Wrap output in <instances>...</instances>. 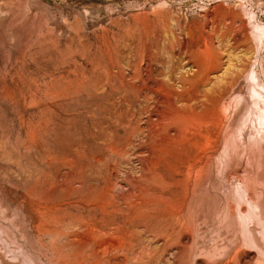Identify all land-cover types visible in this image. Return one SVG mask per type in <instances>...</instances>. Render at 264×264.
<instances>
[{
  "label": "rangeland",
  "instance_id": "1",
  "mask_svg": "<svg viewBox=\"0 0 264 264\" xmlns=\"http://www.w3.org/2000/svg\"><path fill=\"white\" fill-rule=\"evenodd\" d=\"M217 96L223 148L204 205L194 191L177 224L162 204H139V217L122 199L141 200L140 177L153 195L157 178H183L171 146L155 169L148 161L166 137L153 114ZM263 100L264 0H0V264H54L46 232L71 220L105 230L100 240L118 228L139 264H264Z\"/></svg>",
  "mask_w": 264,
  "mask_h": 264
},
{
  "label": "bare ground",
  "instance_id": "2",
  "mask_svg": "<svg viewBox=\"0 0 264 264\" xmlns=\"http://www.w3.org/2000/svg\"><path fill=\"white\" fill-rule=\"evenodd\" d=\"M251 73L253 74L251 77H250V75L247 76V82L249 83V84L247 83V85H249V89H250L251 93L253 94L254 92H257V86H258V84H261V83H260V80H259L257 74L253 71ZM260 90H261V88H260ZM250 91H248V92H250ZM219 97H221V96H217L216 98L213 99V101L210 105H208V106L205 105V107L201 108L200 110H198L196 108L192 111H187V113H182L181 108L179 109L178 108L179 106L175 107L176 105H173V103L171 102L172 103L171 105L173 106V108H175V112H172V111L169 112L166 109L165 110L162 109V110H157L153 114L154 118H157L159 121L164 122L163 123L164 125L160 126V127H162L164 129V131H165L164 133H165L166 137H161L162 139L159 140L160 145H158L160 147L155 151L154 157H150L149 158L150 160H148V161H151V162L153 161V167L155 169V165L158 166L157 164L165 161V159H166L165 155H167V154H169V156L172 155L171 154L172 151H169L166 148V146H171L173 150H175L176 152H180L179 155H181V158H182L180 164L179 165L176 164L177 166L175 165L177 170L173 169V171H175V175H180L183 178H181V180L178 181V185L173 186V185H167L169 183L163 182L162 177L159 176L160 178L159 179L157 178L156 180H158L159 183L162 184V186H160V184H157V186L158 185L160 186L159 188H160L161 192L158 195H153V194H149L148 191L146 190V188L141 184L140 181L143 178L140 177L139 180L137 181V183H135V184L138 186L140 194H137V195H139V197H141V200L138 202H132L130 204V203H126V200L122 199L123 204L125 203V205H129L131 208L133 207L132 209L134 210V212L137 215H140L142 213V210H143L139 207V204H142L143 206H146L149 204L153 205V206L157 205V204H162V210H160L161 213L163 215H166L170 219L171 218L174 220L176 219L175 224L180 222L181 215L183 214L184 208H186L188 200L192 197V195H194V191L197 192L198 195H196V196H198V198H200L202 204L204 205V202L206 201L208 185H210V184H208L209 182H208V176H207L208 175V169L209 170L211 169V168H209V165L211 164L210 160H211V157L214 156V154H216V152L219 150L220 146L222 147L221 135H222L223 127H224V122H223V118H222V114H221V109L219 108V106H220L219 105ZM242 97L243 96H239V102L240 103H242L243 99H246V101H247V99H248L247 97L246 98L245 97L242 98ZM167 98H170V97H167ZM254 98H255V96H254ZM171 100H173V99H171ZM167 101H168V99H167ZM161 107H163V106H161ZM184 109H187V108H184ZM225 112H223V113H225ZM227 112H229V111H227ZM258 113H261V112H258ZM226 114L227 113H225V115ZM250 116H253L251 110L247 111L244 122L246 120H248ZM259 118H261V119L264 118V115H260ZM231 120H233V119H231ZM153 121H154V119H153ZM154 122H156V120ZM157 125H155V126H157ZM246 126H247V124H246ZM154 130H156V129H154ZM160 131H162V129L161 130L159 129L157 132L155 131L154 135H157V133ZM236 135H237V133H236ZM161 136H162V134H161ZM239 137H241V136H239ZM242 140H243V138H242ZM237 141H238V138H237ZM237 141H236V143H237ZM240 142H243V141H240ZM236 147L238 148V145H236ZM173 153H175V152H173ZM232 153H233L232 156L234 158L235 157L234 155H237V154H234V152H232ZM239 157H241V156H239ZM235 159H233V160L235 161ZM226 160H229V159H226ZM246 162H248V161H246ZM165 163H167V162H165ZM220 165H221V163H220ZM231 165H232V163H231ZM245 165L248 166L249 164L248 165L245 164ZM223 166H225V165H223ZM170 167H172V166H170ZM211 167H213V166H211ZM219 167H221V166H219ZM151 168L152 167H150V169ZM212 172H213V170H212ZM229 174H230V172H229ZM231 175H229V176H231ZM237 175L238 174H236V176ZM210 176H212V175H210ZM246 176H248V175H246ZM223 178H225V177H223ZM223 178H222V180H223ZM233 179H231V181ZM156 180H155V182H156ZM222 180H221V182H222ZM241 181H243V180H241ZM155 182H154V184L156 185L157 182L156 183ZM144 183H146V182H144ZM241 185H243V184H241ZM178 186L180 187V190L182 192L181 193L182 200L179 202L177 199L173 198V197H176V195H177L176 191L178 190ZM249 186H250L249 184L247 185L244 183V188H245L246 192L248 193V198H247L248 204L250 205L252 212L254 211L255 214L259 215V214H261L260 205H259V201H258L259 199H258L257 195L253 192L254 190H251L252 187H249ZM218 189H219V187H218ZM218 189H216V190H218ZM112 191H113V189H112ZM133 191H135V189ZM229 192H231V191H229ZM134 196L133 197L131 196V197L134 198ZM109 197H110V190L103 193L99 197L100 204L101 205L104 204L108 200ZM136 198L138 199V197H136ZM132 200H134V199H132ZM97 204H99V203L97 202ZM249 205H247V207H249ZM112 206L115 207V206H117V204H114V205L112 204ZM92 207H93V205H92ZM117 210L119 211L118 207L112 208V211L116 212ZM144 210H146V209H144ZM248 210H250V209L248 208ZM240 212H241L240 216H242V214L244 213L243 209H242V211L240 210ZM233 213H232V215H233ZM137 215H135L136 216L135 218L138 217ZM139 217H141V215ZM252 218H253V216H252ZM38 219H40V218H38ZM188 222H190V221H188ZM95 223H96V221H95ZM244 224H245V222H244ZM98 225H100V224H98ZM128 225L131 226V223L130 224L128 223ZM76 226L78 227V229L76 231L72 230ZM132 228H133V226H132ZM110 229H111V227H110ZM112 229H114V228H112ZM68 230H72V232L67 233ZM115 230H119V229L115 228L114 231H112L109 236H107L103 240L102 239L100 240V239H98V236H101L103 231H105V230L101 229L99 226H97L96 224L91 223V222L71 220L68 223L64 224L61 230L55 228L51 231L46 232L45 236L48 237L49 242L53 245V250H52L53 256H55V258H56V260L52 261V262L54 264H139V263H142L141 259L143 257L141 258L138 255V258H135V256L138 253L135 254V250L132 248V246L127 245L125 238L123 236L119 235L120 234L119 231H115ZM127 231H128V229H127ZM188 231H190V229ZM183 232H185V229ZM131 233L132 232H130V234ZM191 233H192V231H191ZM126 234H128V233H126ZM102 236H105V235H102ZM187 236H189V235H187ZM190 237H192V234ZM185 238H188V237L185 236ZM175 240H177V239H175ZM163 242H164V240H163ZM175 242H177V241H175ZM250 242H252V241H250ZM173 244H174V242H173ZM185 244H186V242H185ZM186 247H188V246H186ZM144 249H146V248H144ZM176 249H177V247H176ZM185 249L187 251V248H185ZM186 251H184V252L186 253ZM90 252L95 253L96 258L93 259L92 256L90 255ZM139 254H140V251H139ZM148 254H149V252H148ZM189 254H191V252ZM141 256H143V254ZM133 258H135L136 260L134 261ZM169 258H171V257H169ZM172 259H174V258H172ZM90 260H91V262H89Z\"/></svg>",
  "mask_w": 264,
  "mask_h": 264
}]
</instances>
